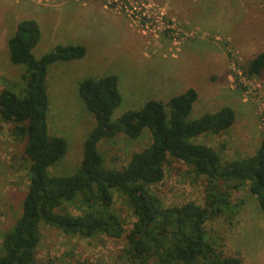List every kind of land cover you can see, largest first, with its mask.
<instances>
[{"label": "rangeland", "instance_id": "rangeland-1", "mask_svg": "<svg viewBox=\"0 0 264 264\" xmlns=\"http://www.w3.org/2000/svg\"><path fill=\"white\" fill-rule=\"evenodd\" d=\"M5 2L0 0V6ZM7 2L11 4L5 11L0 7V40L5 34L3 24H10L16 11L19 22L33 17L42 24L43 42L33 52L37 59L58 44L86 48L84 58L57 62L48 69L49 132L68 143L67 154L50 169L51 174H71L78 169L84 141L96 125L80 97V82L111 74L118 76L122 95V102L112 115L114 122L127 111L140 109L150 99L166 103L171 97L195 88L199 98L189 121L224 106L236 113V121L229 130L200 136L195 138L196 142L213 147L224 161L252 156L260 148L264 135L259 111V105L264 104V72L253 77V83L262 86L263 98L258 103L238 84L236 71H244L264 51V0H154L165 9L166 20L181 31L179 43H175L171 29L143 33V21L136 23L124 13L107 9L104 0ZM26 70V65L12 64L8 48L7 56L0 52V92L4 88L24 92ZM11 129L12 125L0 117V254L6 233L22 213L30 183L27 141L14 136ZM151 142L152 134L145 128L138 139L120 134L102 140L99 148L107 167L121 169L134 153ZM206 186L205 177L170 158L164 179L152 190L166 207L188 202L203 205ZM230 192L229 205L207 223L208 236L225 255L240 257L243 264H264V213L257 197L250 192L249 183ZM112 208L129 230L136 218L126 198L115 192ZM84 209L77 199L60 210L80 214ZM126 248L125 237L72 236L42 224L35 263L139 264L129 258Z\"/></svg>", "mask_w": 264, "mask_h": 264}, {"label": "trees", "instance_id": "trees-1", "mask_svg": "<svg viewBox=\"0 0 264 264\" xmlns=\"http://www.w3.org/2000/svg\"><path fill=\"white\" fill-rule=\"evenodd\" d=\"M41 37L40 24L27 18L18 23L8 41L12 64L27 66L23 75L26 90L4 88L0 92V117L12 125L14 136L27 141L30 183L22 213L4 237L0 264H36L42 224L72 236L125 237V252L139 264H243L240 257L225 255L210 240L207 223L229 205L230 190L246 183L264 213V135L254 155L224 161L217 150L195 138L229 130L236 121L231 107L189 121L199 98L197 90L189 88L166 103L150 99L114 122L112 115L122 102L118 76L89 78L80 82L79 94L96 125L84 141L78 169L71 174L53 175L50 169L67 154L68 143L49 132L48 69L57 62L84 58L86 48L59 44L37 59L33 52ZM244 72L250 77L263 74L264 51L248 63ZM145 128L152 134L148 147L134 153L121 169L105 165L99 148L102 140L120 134L138 139ZM170 158L206 178L203 205L188 202L166 207L152 190L164 179ZM115 192L126 198L136 218L129 230L112 208ZM77 199L85 207L80 214L60 210Z\"/></svg>", "mask_w": 264, "mask_h": 264}, {"label": "built area", "instance_id": "built-area-1", "mask_svg": "<svg viewBox=\"0 0 264 264\" xmlns=\"http://www.w3.org/2000/svg\"><path fill=\"white\" fill-rule=\"evenodd\" d=\"M105 7L107 9L114 10L118 14L124 13V15L133 22H144L143 33L146 30L150 32L166 31L167 29L172 30L175 43H179L177 38H180L181 31L176 28L173 22L166 20L165 9L156 5L154 0H104ZM134 18L136 21H134ZM236 71V69H235ZM237 81L239 85H242L246 88V94H252L253 98L258 100V103H261L263 98L262 86L259 83H253V77L247 75L243 70L238 69L236 71ZM259 111L261 119L264 123V104L259 105Z\"/></svg>", "mask_w": 264, "mask_h": 264}, {"label": "crops", "instance_id": "crops-1", "mask_svg": "<svg viewBox=\"0 0 264 264\" xmlns=\"http://www.w3.org/2000/svg\"><path fill=\"white\" fill-rule=\"evenodd\" d=\"M7 1H9L10 2V0H6V2L4 3V5H2V6H0L2 9H3V11H5V7L6 8H8V5H10L11 3H8ZM26 6V5H25ZM87 6V5H86ZM16 7H17V5H16ZM31 7V6H30ZM29 7V8H30ZM26 8H28L27 6H26ZM105 8V7H104ZM106 9V8H105ZM6 10H8V9H6ZM2 11V12H3ZM17 16H18V14H17V12L15 11V16L13 17V21H11L10 22V24L9 23H7V22H5L4 24H3V32L5 33L2 37H1V40H0V52L2 53V54H4L5 56H7V48H8V41H9V39L14 35V33L16 32V29H17V25H18V23H19V20L17 19ZM32 19H33V17H32ZM39 24H40V27H41V22L40 21H38V20H36ZM2 32V33H3ZM43 37H41V42H39V46H40V44H42V39ZM59 45V44H58ZM62 45V44H61ZM55 46H57V45H55ZM55 46H53V48L55 47ZM38 47V46H37ZM36 47V48H37ZM35 48V49H36ZM52 48V49H53ZM34 49V50H35ZM9 50V49H8Z\"/></svg>", "mask_w": 264, "mask_h": 264}]
</instances>
